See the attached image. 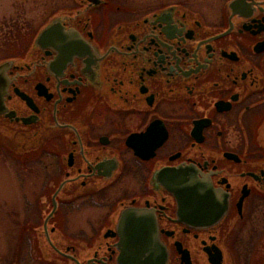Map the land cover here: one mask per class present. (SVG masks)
Here are the masks:
<instances>
[{
  "label": "flooded vegetation",
  "instance_id": "1",
  "mask_svg": "<svg viewBox=\"0 0 264 264\" xmlns=\"http://www.w3.org/2000/svg\"><path fill=\"white\" fill-rule=\"evenodd\" d=\"M87 5L61 9L76 35L36 48L34 33L4 59L0 131L43 138L24 156L52 171L46 216L63 186L49 263L118 264L120 233H151L166 264H211L218 250L249 264L244 252L264 248V0L216 19L165 5L98 35L94 13L121 9L76 14ZM65 212L79 224L58 226Z\"/></svg>",
  "mask_w": 264,
  "mask_h": 264
},
{
  "label": "rangeland",
  "instance_id": "2",
  "mask_svg": "<svg viewBox=\"0 0 264 264\" xmlns=\"http://www.w3.org/2000/svg\"><path fill=\"white\" fill-rule=\"evenodd\" d=\"M108 1L115 8L120 7L121 11L114 14L109 8H102L94 13L97 35L104 34L113 21L140 17L154 9L177 3L208 19H216L228 0ZM73 6V0H0V61L11 55H22L28 47L26 40L30 41L51 14L56 11L57 14L64 13L61 9ZM11 42L18 45L13 52L9 47ZM0 139V264H53L48 261L52 256L48 254L50 250L42 228L50 208L48 198L54 189L53 185L46 183L47 173L52 171L47 169L46 173L42 164H33L29 157L18 156L23 148L29 150L38 146L39 140L35 138L34 143L25 144L1 131ZM71 210L76 213L74 208ZM64 215L66 220L62 221L59 216L55 218L58 226L79 224L72 213L66 215L65 212ZM83 217L80 216L81 226L85 223ZM58 236L57 233L55 238ZM244 254L243 259L248 258L249 264H264V248L254 252L248 250Z\"/></svg>",
  "mask_w": 264,
  "mask_h": 264
},
{
  "label": "water",
  "instance_id": "3",
  "mask_svg": "<svg viewBox=\"0 0 264 264\" xmlns=\"http://www.w3.org/2000/svg\"><path fill=\"white\" fill-rule=\"evenodd\" d=\"M86 4H88L83 10H79L76 14L80 15L85 13L92 7L98 6L99 4L104 3V0H83ZM243 0H230L227 3L228 9L232 13L237 12V8ZM83 11V12H82ZM68 12L64 11V13H59L54 15L38 32L35 37L34 45L36 48L44 45V43H58L62 42L63 36L66 35H76V32L73 30L66 31L63 27V23L69 19L66 15ZM14 64L13 60H4L0 62V114L4 113V98L7 94L8 88V78L6 75L7 70H9ZM43 138L40 137L39 141ZM21 141L27 144L29 141L27 138H21ZM27 149L23 148V151L19 154H22ZM63 189L61 185L52 198L53 209L48 216L43 221V235L49 240L48 236V225L49 220L52 218L56 211V196ZM126 212V211H125ZM123 213L122 216L127 215V213ZM126 226L125 220L123 219L120 226ZM119 257L118 264H166L167 261V253L163 247H161L160 242L157 240L155 234L151 233H120L119 234ZM211 264H222V254L221 251H217V255L215 257H210Z\"/></svg>",
  "mask_w": 264,
  "mask_h": 264
},
{
  "label": "trees",
  "instance_id": "4",
  "mask_svg": "<svg viewBox=\"0 0 264 264\" xmlns=\"http://www.w3.org/2000/svg\"><path fill=\"white\" fill-rule=\"evenodd\" d=\"M2 146V145H1ZM26 153H24V154H20V155H18V156H24Z\"/></svg>",
  "mask_w": 264,
  "mask_h": 264
}]
</instances>
